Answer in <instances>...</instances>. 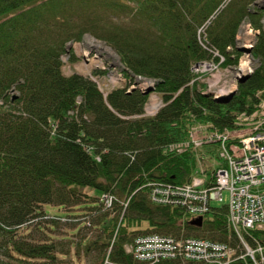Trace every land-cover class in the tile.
Listing matches in <instances>:
<instances>
[{"label":"trees","instance_id":"trees-1","mask_svg":"<svg viewBox=\"0 0 264 264\" xmlns=\"http://www.w3.org/2000/svg\"><path fill=\"white\" fill-rule=\"evenodd\" d=\"M257 1L0 0V264H60L73 248L93 264H143L126 250L143 236L211 241L242 253L228 204L211 203L197 226L187 211L156 204L151 194L158 184H191L197 161L219 155L218 144L172 149L190 142L194 127L233 130L239 115L257 108L264 90V6L252 7ZM246 20L259 32L258 65L229 104H218L204 84L190 85L192 68L211 50L225 57L224 67L237 66ZM88 34L118 54L126 86L105 95L91 77L64 73L63 56L76 61L68 47ZM132 75L156 80L165 104L156 117H141L148 96L127 93ZM60 227L75 237L60 240ZM244 239L264 247V230Z\"/></svg>","mask_w":264,"mask_h":264},{"label":"built area","instance_id":"built-area-1","mask_svg":"<svg viewBox=\"0 0 264 264\" xmlns=\"http://www.w3.org/2000/svg\"><path fill=\"white\" fill-rule=\"evenodd\" d=\"M212 57L193 66L196 76L190 83L205 84L203 93L222 94L236 89L238 83L229 85L222 77L225 57L211 50ZM207 78V79H206ZM138 88L143 89L152 80L137 77ZM252 113H242L233 130L218 131L208 126L200 127L201 141L194 140L173 146L182 153L201 144H218L219 158L223 163L214 169L212 180L195 177L191 184L171 186L158 184L152 189L151 199L156 204L178 206L192 217H204L210 212V204L223 202L229 194V223L238 235L243 250L238 253L226 244L211 241L177 239L174 237H139L133 245H126L128 253L140 263L159 264L192 260L198 264H264V247L249 245L244 235L264 230V91ZM164 108L159 94L150 95L144 107L143 117H155Z\"/></svg>","mask_w":264,"mask_h":264},{"label":"rangeland","instance_id":"rangeland-1","mask_svg":"<svg viewBox=\"0 0 264 264\" xmlns=\"http://www.w3.org/2000/svg\"><path fill=\"white\" fill-rule=\"evenodd\" d=\"M264 6V0H258L255 5L253 6ZM204 33V32H203ZM259 32L253 29L251 23H249L248 20L244 21L240 31L238 33V45L245 44V42H248L251 47L254 48L257 40V35ZM71 51H73V54L76 57L75 62L70 61L69 55L63 56V71L66 75H71L74 73H79L88 77H91L93 81H95L99 88L103 91L105 95L109 93L114 88L117 87H122L126 86L127 84V78L124 76V72L126 70V67L121 63L120 57L118 54L110 47L108 46L105 42L97 40L91 35H86L84 38V41L81 43H72L68 47ZM249 57L251 59V64L249 67V72L253 74L255 71V68L258 65V61L254 59L253 55H248L246 53H241V57L239 58L237 66H228L224 68V73H222L223 79L229 84H237V76L240 75L239 70H240V65L242 61H245L246 58ZM95 71H103L105 72L104 74H97V76H93ZM133 78V85L128 87L127 93H132V91H139L138 90V85L137 83L139 82V79L136 81V77L132 75ZM207 79V78H206ZM153 82V83H152ZM156 84L155 81H151V83H148L146 87L150 85ZM239 84V83H238ZM137 89V90H135ZM203 125H198L194 127L195 130H193V133H198L200 130V127ZM194 140L196 141H201V134H196L194 135ZM213 144H211L212 146ZM210 147L207 146L206 144H201L198 148H203V147ZM214 148V146H213ZM216 148V147H215ZM217 151L219 154L221 153L219 151V145L217 148ZM223 163V159L219 158V155L217 154L215 157L209 155L208 161H197L196 164V173L195 176L202 179V176H205L206 173H201L204 171H207L208 174H212L214 171L213 167H217V165H220ZM84 193L88 195H94L96 197H99V193H95L90 189H84ZM229 203V194L228 192L224 193V201L221 202H213V206H223L227 205ZM46 211L50 214H63L61 209L58 207H53V206H46L45 207ZM80 211H83L81 208L79 209ZM65 212V211H64ZM113 217V216H111ZM110 218H107V220H110ZM144 226H147V223H143ZM58 238L60 240H65L67 241L66 238H74L75 236L71 235V232H65V227H60L58 230ZM95 234H88L89 238H93ZM66 236V237H65ZM82 235L76 236V239H79ZM70 249H72L70 247ZM93 256L86 257L81 253L80 255H77L76 253V248H73L71 250V253L69 257H60V264H93L92 261Z\"/></svg>","mask_w":264,"mask_h":264},{"label":"water","instance_id":"water-1","mask_svg":"<svg viewBox=\"0 0 264 264\" xmlns=\"http://www.w3.org/2000/svg\"><path fill=\"white\" fill-rule=\"evenodd\" d=\"M236 49H237L238 52L246 53L248 55H252V53H253V48L252 47L248 48L244 44H242V45L239 44L238 45V41H237ZM251 75H252V73H250V72L245 73V74L242 73V74L238 75L237 76L238 83L239 84L245 83L250 78ZM155 86L156 85L154 84V85H150L148 87H143V90L141 89V93L144 96H148L151 92H153L155 90ZM237 91H238V89H232L231 91H229L227 93L216 94V95L215 94H206V95L212 96L214 98L215 102L218 103V104L227 105V104H229L232 101L234 96L237 94ZM202 222H203V218L200 217V218L195 219L194 221H192V224L193 225H197V226H201Z\"/></svg>","mask_w":264,"mask_h":264},{"label":"bare ground","instance_id":"bare-ground-1","mask_svg":"<svg viewBox=\"0 0 264 264\" xmlns=\"http://www.w3.org/2000/svg\"><path fill=\"white\" fill-rule=\"evenodd\" d=\"M246 43V47L250 48V44L248 42H245ZM250 64H251V59H249V57L246 58L245 61H242L241 62V65H240V70H239V73L240 74H245V73H248L249 72V67H250Z\"/></svg>","mask_w":264,"mask_h":264}]
</instances>
